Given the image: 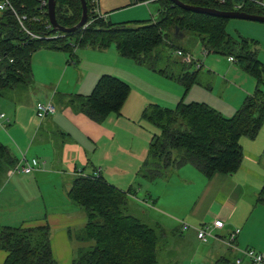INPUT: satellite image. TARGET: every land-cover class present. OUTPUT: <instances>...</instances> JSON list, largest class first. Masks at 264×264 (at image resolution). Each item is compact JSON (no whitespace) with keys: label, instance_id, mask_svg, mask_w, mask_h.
I'll return each mask as SVG.
<instances>
[{"label":"crops","instance_id":"1","mask_svg":"<svg viewBox=\"0 0 264 264\" xmlns=\"http://www.w3.org/2000/svg\"><path fill=\"white\" fill-rule=\"evenodd\" d=\"M153 2L157 1L99 0L97 10L113 23L150 20L154 19L148 16ZM157 4L159 14L160 4ZM3 15L0 10V19ZM183 34L179 38L187 35ZM205 51L204 48L203 54L207 55ZM44 54L46 60L42 59ZM32 71V81L21 84L33 86L32 92L17 85L0 93L9 101L0 103V115H6L0 118V142L8 146L18 160L23 155L29 160L38 159L40 169L35 173L13 175H9L7 170L9 180L1 183L0 195L13 199L14 191L21 198L19 202L22 205L36 204L37 199L56 201L50 200L53 210L43 212L42 219L19 218L25 226L48 223L52 230L53 249L55 237H65V227L71 229L75 224L84 227L87 221V214L81 209L78 217L67 207L72 206L68 190L77 172L102 174L109 183L121 189L132 188L134 192L130 193V197L139 198L140 189H146L139 201L148 204L154 199L155 210L165 216L158 213L155 216L134 214L145 222L147 219L160 222L164 229L177 227L178 232L182 233L181 237L190 242L189 246L178 249L183 256L180 263L177 255L173 254L174 249H169L170 255L163 260V264H248L246 258L237 263V258L242 256L239 248L264 249V203L257 200L264 186V135L257 139L261 129L247 145L243 141L246 136L241 138L243 160L239 169L232 174L215 173L206 176L194 166L185 165L153 180L142 176L147 182L139 180L155 132L151 124L142 120L144 108L150 103L174 107L184 99H181L180 91L184 93L185 90L189 94L191 89L189 102L203 101L209 104V100L199 97L210 90L207 85L210 80L200 81L199 71L192 72L197 82L188 91L181 83L122 56L115 45L106 49L79 47L75 50L73 60L66 51L42 49L32 56ZM183 73L185 71L177 76ZM106 74L125 81L131 87L120 115L109 114L103 120L95 121L85 113L66 106L67 98L71 95H90L99 79ZM250 82L248 80L247 85L237 87L243 102L253 91ZM174 85H177V89ZM48 100L56 104L57 112L39 118L36 105ZM223 102L229 101L221 98L213 104L222 114V107H226ZM229 103L230 107L233 105L229 109L238 110L236 102ZM33 175H38L43 181L52 179L54 187H49L48 191L45 182L44 185L38 184L39 179ZM28 180L29 183L26 182ZM34 180H37V184L32 186ZM9 186L10 190L7 189ZM147 211L143 209V214L147 215ZM208 217L225 221V225L216 230L218 236L210 237L208 241L200 240L194 227L187 230L181 228V220L198 226L207 221ZM6 222L0 219V224ZM54 227L61 229L54 232ZM236 227H240L241 231L236 239L237 247H234L225 238ZM159 243L158 259L159 250L164 247ZM6 256L7 251L0 248V264L4 263Z\"/></svg>","mask_w":264,"mask_h":264},{"label":"trees","instance_id":"2","mask_svg":"<svg viewBox=\"0 0 264 264\" xmlns=\"http://www.w3.org/2000/svg\"><path fill=\"white\" fill-rule=\"evenodd\" d=\"M86 1L90 24L64 33L53 30L47 0H11L18 13L27 16L28 30L43 37L32 38L21 29L11 10L3 12L0 19V93L32 81V56L40 48L66 51L73 60L79 47L106 49L115 45L122 56L154 67L157 56L153 54L174 36L178 27L185 34H198L208 52L235 57L237 63L255 77L257 88L231 117L204 102L181 100L174 107L148 104L141 116L155 132L141 169L142 176L153 180L185 165L194 166L206 176L237 171L243 160L241 138L256 137L264 125V92L260 89L264 84V65L257 58L259 42L232 36L226 31L229 18L187 10L171 0H156L160 4L157 20L121 23L100 17L95 12L96 0ZM181 1L221 11L264 15V7L250 0ZM81 17V0H56V19L61 26L73 27ZM177 79L186 90L196 81L195 74L188 72ZM130 91L125 81L106 74L90 95L74 94L64 98H67L66 106L100 121L109 114L120 115ZM18 162L9 147L0 142V173ZM71 183L70 199L87 214L78 237L89 242L73 264H159L157 228L129 210V197L134 189H121L97 173L74 174ZM257 200L264 203V186ZM51 231L48 223L36 226L1 224L0 248L7 251L3 264H57Z\"/></svg>","mask_w":264,"mask_h":264},{"label":"rangeland","instance_id":"3","mask_svg":"<svg viewBox=\"0 0 264 264\" xmlns=\"http://www.w3.org/2000/svg\"><path fill=\"white\" fill-rule=\"evenodd\" d=\"M157 2H153L150 4L151 12L148 15L149 18L158 19V13H157ZM259 15V14H258ZM153 19V20H154ZM89 25V24H88ZM87 25V26H88ZM85 26V25H84ZM85 26V27H87ZM176 31V28H175ZM226 31L229 32L232 36L236 38H248L253 39L259 42V49L257 51V58L261 61V63L264 65V23L258 22V21H251V20H245V19H238V18H229L226 22ZM38 35V34H37ZM181 35V31H177V34H174V36H171L167 41H165L159 48H157V57L154 59V67L146 64L144 65L146 68L150 70H154L159 72L161 75L166 76L176 81V83H180L177 79V75L182 71H189L188 73L192 74V72L199 71V77L198 79L200 81H209L207 84L210 87V90H206V94L200 95L202 100H209V104L211 107L215 108L213 104L214 101H218L219 99H225L229 102L237 104V109L242 105L243 99H240L241 93H239L237 87L239 85L245 86L247 85V81L250 80V85L252 86V92L254 93L257 88V81L255 77H253L251 74L245 71L237 62L231 63L229 61V56L217 54L214 52H208L207 55L203 54L204 47L201 44V38L196 33H189L185 37L179 38L178 36ZM42 36V35H40ZM177 36V38H176ZM43 37V36H42ZM37 39L39 37H36ZM182 47L187 52V54H190L194 57V61L192 63H187L184 60L183 55H179L177 52V48ZM46 48H40L36 50L34 53ZM45 52V51H43ZM49 52V51H48ZM156 53V51H155ZM43 60H46V56H42ZM184 61V62H183ZM198 61H201L202 66H198ZM41 65V64H40ZM240 75L237 77V75ZM160 80H163L161 78H158ZM197 82V79L195 83ZM195 83L191 86L193 88L195 86ZM234 85H232V84ZM182 84V83H181ZM183 85V84H182ZM24 87L23 89L25 91H33V86L29 85H20ZM249 86V85H248ZM153 91L154 88L150 86ZM175 89H177V85H174ZM184 87V85H183ZM185 88V87H184ZM196 89V88H194ZM260 89L262 92H264V84L260 86ZM9 91V89H6ZM5 91V92H7ZM189 91V90H188ZM251 92V94H252ZM10 93V92H9ZM181 99L184 102H189L190 95H192V89L189 91V94H187V91L184 90V93L180 91ZM237 96H238V102H237ZM264 96V94H263ZM7 98V97H6ZM214 100V101H213ZM240 100V101H239ZM224 101V100H222ZM3 102H9L6 101L4 97L0 95V103ZM192 102V101H191ZM203 102V101H199ZM229 102H223L226 107L223 108V114L226 117L232 116L236 111L229 109L230 107ZM228 107V108H227ZM236 109V110H237ZM37 113V112H36ZM232 114V115H231ZM153 127V126H152ZM154 129V127H153ZM262 130V131H261ZM260 136L258 135L257 139H261V137L264 135V125L261 128ZM245 137V136H244ZM243 138V137H242ZM243 141L251 142V138L245 137L243 138ZM260 141V140H259ZM174 171H177L178 169H173ZM35 173V172H32ZM173 173V172H172ZM3 174L2 178L0 179V188L3 183H5L7 180H9V177L6 175V170L2 171L0 173V177ZM141 177H139L140 181L147 182L142 178V173L139 174ZM34 178L39 179V183L41 185H46V188L48 190L49 187H54V181L51 180H40L38 175H33ZM36 176V177H35ZM162 177V176H159ZM158 177V178H159ZM37 180H34V183L32 186H35L37 184ZM29 183V180L26 181ZM32 182V181H30ZM2 183V184H1ZM10 186L7 188L9 189ZM138 189V187H136ZM10 190V189H9ZM145 188L140 189L138 192L139 198H143V194L145 193ZM49 191V190H48ZM54 189L52 190V192ZM45 190H43V193ZM16 193L13 191V199L11 198H4V195H0V219L4 221H8L3 224H12V225H18L22 222V220H19V218L26 217L27 219H42V213L50 210L52 211V205L50 200L56 202L54 199H37V203L34 204H20L19 201H21V198H19ZM139 198L135 197H129V210L132 213H137L141 216H155L154 214H157V210H155L156 201L152 199V201H149L148 204L146 201H139ZM25 200V199H24ZM14 202L15 204H11ZM30 202V201H28ZM69 203L72 206H67L70 211H72V214L74 216L80 217L81 211L80 209L86 214L85 209L71 200L69 198ZM62 204V202H61ZM59 206H55L57 208ZM143 209L148 210L147 215L143 214ZM216 209V207H215ZM12 210H17L16 213H13ZM161 214V213H158ZM157 214V215H158ZM162 216H165V214H161ZM212 216V215H211ZM4 217V218H3ZM213 218V217H212ZM150 225L157 228L158 233L160 235L159 244L164 245L163 249L159 250V260L160 263L163 264V260L170 255L168 252L169 249L173 250V254L177 255V259L179 263L182 261L183 256L178 251L180 249L179 247L182 246H189L190 242L188 239L182 238V233L178 232L179 228H167L164 229L161 227V223L153 222L150 219L146 220ZM207 221H212L210 217L207 218ZM49 222V220H48ZM50 223V222H49ZM1 225V224H0ZM83 226H79L75 224L74 227L71 229L65 227V237H55L54 241V256L57 260V264H73L74 259L78 257V255L81 253L82 249H85L88 246L89 242H84L83 240L79 239V234L82 232ZM61 227H54V232L60 230ZM164 231V232H163ZM59 246H64V248H60ZM258 248V247H257ZM263 249V248H260ZM185 257L187 254H184Z\"/></svg>","mask_w":264,"mask_h":264},{"label":"built area","instance_id":"4","mask_svg":"<svg viewBox=\"0 0 264 264\" xmlns=\"http://www.w3.org/2000/svg\"><path fill=\"white\" fill-rule=\"evenodd\" d=\"M98 1L99 0H96L97 5H98ZM250 1H253V2L261 5L262 7H264V1L263 0H250ZM240 7L241 6L239 5L238 8H240ZM0 10L3 12L7 11V10H11L15 14V16H16V18H17V20L21 26V29L23 31H25L26 33L31 35L32 38H36V37L42 38V36L34 34L28 30V28L25 25V21L27 20V16L25 14L18 13V11L15 9L11 0H0ZM95 12L100 17H103V15L98 12L97 6L95 8ZM88 24H90V22H87L85 24V26H87ZM177 52L179 55L184 56L185 62L192 63L194 61V57L190 54H187L186 51H184L182 49H177ZM205 52H207V51H205ZM229 61L231 63L237 62L236 58L233 56H229ZM201 65H202L201 61H198V66L200 67ZM36 112H37V115L39 118H44L48 115H52V114L56 113L57 112V106L52 100H48V101H44V102L40 101L36 105ZM5 116H6L5 113H2L0 115V118H4ZM39 169H40V163H39L38 159L33 158L32 160H29L26 158L25 155H23L22 158L19 160V162L13 168L9 169L8 174L9 175L28 174V173L35 172ZM79 173H83V172H77L76 174H79ZM83 174H85V173H83ZM224 225H225V221L222 218H215L212 221H205L204 223H202L198 226L192 225L191 223H189L186 220H181L182 230H187V229L194 227L196 229L198 238L202 241H208L210 237H217L218 234L216 233V230L219 228H222ZM240 231H241L240 227L234 228L228 234V236L225 238V241L229 245L237 247L236 239H237V236L240 233ZM239 249L241 251L242 256L237 258V263H241L243 258H246L248 260V264H264V249H257L254 247H245V248H239Z\"/></svg>","mask_w":264,"mask_h":264},{"label":"water","instance_id":"5","mask_svg":"<svg viewBox=\"0 0 264 264\" xmlns=\"http://www.w3.org/2000/svg\"><path fill=\"white\" fill-rule=\"evenodd\" d=\"M171 1H173L174 3H176L177 5H179L180 7L184 9L195 11L198 13L215 15V16L225 17V18L245 19V20L258 21V22L264 23V15L252 14V13H248L244 11H221V10L212 9V8L185 4L181 0H171ZM81 2H82L81 20L73 27L67 28V27L61 26L56 19V0H47L49 20H50V23L52 24L54 31H60L64 33L72 32L84 26L87 23V20H88L87 1L81 0ZM177 31H179L178 27H176V31L174 34H177ZM183 35L184 34L181 32L180 36H183Z\"/></svg>","mask_w":264,"mask_h":264}]
</instances>
